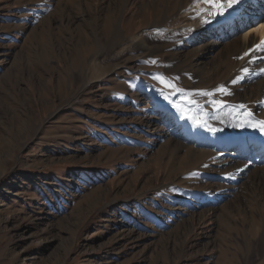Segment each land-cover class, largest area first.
<instances>
[{
  "label": "rangeland",
  "instance_id": "obj_1",
  "mask_svg": "<svg viewBox=\"0 0 264 264\" xmlns=\"http://www.w3.org/2000/svg\"><path fill=\"white\" fill-rule=\"evenodd\" d=\"M189 1L0 0V264H264V178L191 139L260 131L264 84L177 37Z\"/></svg>",
  "mask_w": 264,
  "mask_h": 264
},
{
  "label": "bare ground",
  "instance_id": "obj_2",
  "mask_svg": "<svg viewBox=\"0 0 264 264\" xmlns=\"http://www.w3.org/2000/svg\"><path fill=\"white\" fill-rule=\"evenodd\" d=\"M260 1L262 2V7L258 9L255 4ZM189 3L190 8L188 10V16L190 17L192 16L193 8L204 6L202 4L193 5V0H190ZM263 9L264 0H245V3L239 7V10L226 17H216L206 24L201 23L199 19L190 18L186 19L184 22L182 21L184 24L178 25L173 29H175L174 31L177 37L179 35L180 37L190 38L191 42L194 41L192 45L194 47L193 51L198 54L200 62H215L218 57H227L228 54L232 53L236 61L235 68L230 76L231 79L234 78L241 69L257 65V68L255 67L257 70L255 74H253L252 79L259 78L257 79L258 82L264 84V72L260 71L264 68V59L258 58L254 63H249L248 60L251 58L250 56L244 59L239 58L242 57L249 48L258 44L261 38L264 37ZM262 10L263 12H261ZM256 12L259 15H255ZM250 15H252V17ZM166 18L167 16H164L162 19L152 23L151 30L148 33L139 31L133 34L130 40L131 43L140 48L141 46L149 48V46L152 45L151 42L164 36L163 24ZM189 29H191V31H189ZM208 47L211 49L206 53ZM256 55L258 57H264V53H256ZM174 69L176 70L177 66H175ZM257 80L255 79V81ZM259 108L260 105H257L256 108L252 109L251 118H255L259 115ZM158 115L170 125L177 126L180 121H182L180 114L173 109L161 110L156 115H151L150 119H157L159 118ZM199 127L202 128L201 126ZM229 134L231 135L214 134L208 130L201 129L193 133L191 139L194 144L212 147L214 151L217 152L218 157L220 156V158H222V161L235 162L244 167L247 165L245 168L251 170L253 177L259 176L260 179L264 178V133L258 130L253 133L244 130L241 131L240 134H238L237 131H233ZM184 137L185 142H190V137L187 135Z\"/></svg>",
  "mask_w": 264,
  "mask_h": 264
},
{
  "label": "snow or ice",
  "instance_id": "obj_3",
  "mask_svg": "<svg viewBox=\"0 0 264 264\" xmlns=\"http://www.w3.org/2000/svg\"><path fill=\"white\" fill-rule=\"evenodd\" d=\"M245 3V0H193V5H204L203 7L193 8L192 9V19H199L201 23L206 24L216 17H226L227 15L232 14L233 12L239 10V7ZM191 31V29H189ZM256 53H264V37L261 38L260 42L254 45L252 48H249L240 59H244L245 57H251L248 62L254 63L258 58L264 59V57H258ZM152 63H156V61H152ZM264 72V68L260 70ZM242 72L247 74L249 72L248 68H243ZM240 79H243V76H237L235 79L231 81L232 84H236ZM163 82V81H161ZM171 87L172 85H168ZM220 93L222 95H231L230 90L226 85H218L212 91L208 90H197L198 95L212 97L213 93ZM212 103L216 104L217 107L221 106L224 101H216L212 100ZM188 103H196L195 100H188ZM243 107V106H241ZM200 126L208 127L209 131L215 132L217 129L208 126L205 121H197ZM243 126V125H238ZM252 127L258 128L262 133H264V121H256L251 125ZM247 167V165H245Z\"/></svg>",
  "mask_w": 264,
  "mask_h": 264
}]
</instances>
